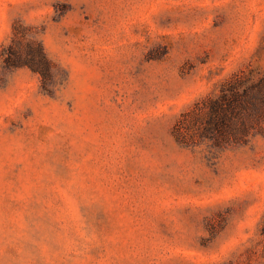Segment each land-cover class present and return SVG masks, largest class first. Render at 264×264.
Here are the masks:
<instances>
[{
  "label": "rangeland",
  "instance_id": "374dc122",
  "mask_svg": "<svg viewBox=\"0 0 264 264\" xmlns=\"http://www.w3.org/2000/svg\"><path fill=\"white\" fill-rule=\"evenodd\" d=\"M263 75L264 0H0V264H264V121L204 127Z\"/></svg>",
  "mask_w": 264,
  "mask_h": 264
},
{
  "label": "trees",
  "instance_id": "16d2710c",
  "mask_svg": "<svg viewBox=\"0 0 264 264\" xmlns=\"http://www.w3.org/2000/svg\"><path fill=\"white\" fill-rule=\"evenodd\" d=\"M29 31L20 22L14 24L12 42L3 50V62L8 68H30L40 75L47 91L48 81L52 77V65L41 41L33 33L29 34ZM227 85L221 100L209 104L210 111L204 125L207 129L220 132L214 136L218 145L244 142L252 126L264 121V75L257 81H246L244 84L234 79ZM226 130L230 133H226ZM175 133L178 138L183 137L182 127H177ZM261 233L264 235V223Z\"/></svg>",
  "mask_w": 264,
  "mask_h": 264
}]
</instances>
